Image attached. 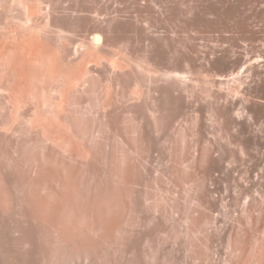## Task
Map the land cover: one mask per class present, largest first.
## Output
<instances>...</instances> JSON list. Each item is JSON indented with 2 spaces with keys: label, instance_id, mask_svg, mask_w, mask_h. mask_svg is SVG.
I'll use <instances>...</instances> for the list:
<instances>
[{
  "label": "rangeland",
  "instance_id": "obj_1",
  "mask_svg": "<svg viewBox=\"0 0 264 264\" xmlns=\"http://www.w3.org/2000/svg\"><path fill=\"white\" fill-rule=\"evenodd\" d=\"M1 61L0 264H264V0H0Z\"/></svg>",
  "mask_w": 264,
  "mask_h": 264
},
{
  "label": "bare ground",
  "instance_id": "obj_2",
  "mask_svg": "<svg viewBox=\"0 0 264 264\" xmlns=\"http://www.w3.org/2000/svg\"><path fill=\"white\" fill-rule=\"evenodd\" d=\"M27 9V8H26ZM102 41V37L99 35V34H96V35H94V38H93V44L95 45V46H97V45H99V43ZM86 46H89V45H86ZM89 48V47H88ZM13 51H14V49H13ZM89 51V50H88ZM15 52H13V54H14ZM89 53V52H88ZM97 53V52H96ZM95 53V54H96ZM2 54V53H1ZM91 54V53H90ZM97 54H99V53H97ZM2 56V55H1ZM18 56V55H17ZM5 56H3V58H4ZM11 57V56H10ZM2 58V59H3ZM6 58H9V56H7ZM50 58V57H49ZM36 59V58H35ZM10 61H11V63H12V61L13 60H11L10 59ZM7 62V61H6ZM9 62V61H8ZM18 62V61H17ZM48 62V61H47ZM2 65H0V67H3V63H2V61L0 62ZM36 63V62H35ZM5 64V63H4ZM43 65V64H42ZM48 65V64H47ZM46 65V66H47ZM6 68H7V64L6 65H4ZM13 66H15V65H13ZM12 66V67H13ZM25 66V65H24ZM19 67V66H18ZM57 67V66H56ZM2 69V68H1ZM6 70V69H5ZM12 70H14L13 68H12ZM11 70V71H12ZM2 71H3V69H2ZM7 71V70H6ZM18 71V70H17ZM1 72V71H0ZM3 73V72H2ZM8 73V72H7ZM6 73V74H7ZM24 73V72H23ZM56 73V72H55ZM60 73V72H59ZM84 74H86V72H83ZM1 74V73H0ZM4 74V73H3ZM6 74H4V75H6ZM20 74V73H19ZM61 74V73H60ZM4 75H2V77L4 76ZM52 75V74H51ZM1 76V75H0ZM10 76V78H11V75H9ZM12 76H14V75H12ZM22 76V75H21ZM27 76V75H26ZM59 76H61V75H59ZM58 75H56V76H54L53 75V77H52V79L50 80V82L47 84V87H46V89L47 90H49V92L52 90H56L58 93H59V96L57 97L56 96V91H53V92H55V94H54V96L52 95H50V93L48 92L44 97H41L42 98V100H41V102H40V100L39 99H37L36 97H35V95H33V93H31V92H29V93H25L26 95H24L23 97H22V99H21V97H20V99L23 101V98L25 99V100H27L28 102L29 101H32V102H34V101H37V103H38V106H36L37 107V109L35 110V112H33V115L32 114H30V116L32 117H30V119H28V120H30V121H28V120H26V121H28L30 124L29 125H31V126H33V127H39V128H42L41 130H39V131H43L42 132V135H43V133H44V135L45 136H50L51 137V142H53V140H54V142H58V143H61V142H59V141H62V139L61 138H57V136L54 134V132H55V130H54V132L53 131H49V129H50V127L51 126H53V125H55V124H53L52 125V123L53 122H56V120H58V118L60 119V117L62 116V115H64L63 113H64V111H65V103H66V99H65V96H64V94L61 92V90H62V85H61V83H63V82H59V80L58 79H61L62 77H59ZM1 77V79H3ZM59 77V78H58ZM84 77V76H83ZM6 78H7V76H6ZM5 78V79H6ZM22 78V77H21ZM65 78V77H64ZM80 78V77H79ZM81 80L83 79V78H80ZM4 80V79H3ZM11 80H12V78H11ZM10 80V81H11ZM2 81V80H1ZM9 81V82H10ZM13 81V80H12ZM18 81V80H17ZM56 81V83H54ZM61 81V80H60ZM63 81V80H62ZM74 81H76V80H74ZM59 82V83H58ZM3 83V82H2ZM6 83H8L7 81H6ZM21 83H22V81H21ZM78 83V82H77ZM8 84H11V83H8ZM13 84V83H12ZM16 84V83H15ZM46 84V83H45ZM58 84H60L61 86H59ZM53 85H55V87L53 86ZM81 85V84H80ZM2 87H4V86H2ZM7 88H8V86H6ZM84 87V86H83ZM45 88V87H44ZM53 88H55V89H53ZM67 88V87H66ZM76 88V87H75ZM106 88V87H105ZM109 88V87H108ZM3 89V88H2ZM25 89H27V88H25ZM14 90V89H13ZM13 90H9L10 92L12 91V93H13ZM19 90V89H18ZM23 90V89H22ZM64 90V89H63ZM8 91V90H7ZM16 91V90H15ZM51 91V92H52ZM3 92V91H2ZM2 92H0V93H2ZM4 92H6V91H4ZM19 92H20V90H19ZM46 92V91H45ZM65 92V91H64ZM77 92H79V91H77ZM18 93V92H17ZM7 94H8V92H7ZM14 94V93H13ZM18 94H20V93H18ZM53 94V93H52ZM6 94H4V96H5ZM107 95V94H106ZM8 96V95H7ZM6 96V98H8V97H10L11 98V96H8L7 97ZM20 96V95H19ZM57 98H56V97ZM53 97H55V99L57 100V101H55V100H53ZM3 98V97H2ZM67 98V97H66ZM107 98V97H106ZM14 99H18V98H14ZM29 99V100H28ZM31 99V100H30ZM68 99V98H67ZM4 100V99H3ZM8 100V99H7ZM10 100H12V99H10ZM9 101V100H8ZM13 101H16V100H13ZM17 102V101H16ZM20 102V101H19ZM12 103V102H11ZM18 103V102H17ZM22 103V102H21ZM24 103V102H23ZM23 103H22V105H23ZM36 103V102H35ZM36 103V104H37ZM31 104V103H30ZM35 104V105H36ZM41 104V105H40ZM67 104H69V103H67ZM13 105H15V104H13ZM21 105V104H20ZM7 106V108H8V105H6ZM5 106V107H6ZM16 107H17V105H15ZM41 106H43V107H47L48 106V108H49V111L47 110V113L45 112V113H42L43 111H45V110H43L42 111V109H40L41 108ZM23 107V106H22ZM42 107V108H43ZM10 109L11 108H15V107H12V105L9 107ZM20 108V107H19ZM27 108V107H26ZM28 108H30V107H28ZM34 107H32V109H33ZM10 109H9V111H10ZM25 109V108H24ZM17 110V109H16ZM66 110H68V108L66 109ZM15 111V110H14ZM22 111V110H21ZM21 111H20V113L19 112H17V111H15V112H17V115H21ZM29 111V110H28ZM12 112V111H11ZM27 112V111H26ZM10 112H8V114H9ZM14 114V113H13ZM22 114H25V113H22ZM25 115H27V114H25ZM68 115V114H67ZM14 116V115H13ZM73 116V115H72ZM15 117H17V116H15ZM22 117H23V115H21V119H22ZM64 117V116H63ZM71 117V116H70ZM25 118H27L26 116H25ZM25 118H23L24 120L23 121H25ZM75 118V117H74ZM80 118V117H79ZM9 119V118H8ZM7 119V120H8ZM61 119H63V118H61ZM60 119V120H61ZM64 119H66V118H64ZM68 119V118H67ZM12 120H14V119H12ZM17 120V119H16ZM79 120V119H78ZM22 120H20V122H21ZM8 122H10V121H7V123ZM13 122H15V121H12V123ZM28 122H22V123H25V124H27ZM65 122V121H64ZM67 122V121H66ZM61 123V122H60ZM59 123V124H60ZM68 123H69V120H68ZM10 123H8V124H6V126L7 125H9ZM15 125L17 124L16 122L14 123ZM57 124V123H56ZM59 124H57V126H60L61 127V129L63 130V128L65 129L64 130V132L65 131H71V130H66V128H65V126H62V125H59ZM63 124V123H62ZM64 125V124H63ZM67 125V124H66ZM91 125H92V123H91ZM17 126H20V125H17ZM16 126V128L15 129H17L18 130V127ZM26 126V125H25ZM28 126V125H27ZM27 126H26V128H27ZM68 126V125H67ZM89 126V125H88ZM11 127H12V124H11ZM24 127V126H23ZM56 126H53V128H55ZM2 128V127H1ZM6 128L7 127H5V130H6ZM21 128V127H20ZM31 129H29L28 128V130H32V127H30ZM38 128V129H39ZM2 129H4V128H2ZM10 128L8 127V130H9ZM14 129V130H15ZM37 129V130H38ZM67 129H72V128H70V125H69V127L67 128ZM36 130V131H37ZM51 130H52V128H51ZM83 130V129H82ZM49 132L51 133V134H53V135H55L54 137L53 136H51V135H49ZM56 132H58L57 131V129H56ZM55 132V133H56ZM72 132H73V130H72ZM66 133V132H65ZM68 133V132H67ZM39 134V133H38ZM58 136L60 135L59 133L57 134ZM66 135V134H65ZM41 136V135H40ZM61 137H64L63 139L65 140V136H62V135H60ZM72 136V135H71ZM43 137V136H42ZM68 137V136H67ZM44 139H45V137H43ZM54 138V139H53ZM61 139V140H60ZM67 139V138H66ZM46 140V139H45ZM44 140V141H45ZM48 141V140H47ZM84 141V140H83ZM53 142V144H55ZM63 143V142H62ZM46 144H47V142H46ZM56 145V144H55ZM59 146V148H60V144H58ZM63 146V145H62ZM61 148H63V147H61ZM39 156V155H38ZM44 157H46V156H44ZM49 157L50 156H48V158L46 157V159H43L42 157V159L43 160H46V161H48L49 160ZM51 158V157H50ZM48 159V160H47ZM40 160V159H39ZM39 162V161H38ZM39 169H40V167H39ZM41 170V169H40Z\"/></svg>",
  "mask_w": 264,
  "mask_h": 264
}]
</instances>
